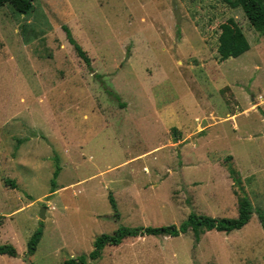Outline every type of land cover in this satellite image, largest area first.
Wrapping results in <instances>:
<instances>
[{"label":"rangeland","instance_id":"1","mask_svg":"<svg viewBox=\"0 0 264 264\" xmlns=\"http://www.w3.org/2000/svg\"><path fill=\"white\" fill-rule=\"evenodd\" d=\"M229 19L251 49L222 62ZM243 195L254 213L240 230L126 238L90 258L95 238L121 225L179 226L193 212L236 218ZM256 209L264 212V34L241 8L222 0L0 8V264L84 255L89 264H264Z\"/></svg>","mask_w":264,"mask_h":264},{"label":"trees","instance_id":"2","mask_svg":"<svg viewBox=\"0 0 264 264\" xmlns=\"http://www.w3.org/2000/svg\"><path fill=\"white\" fill-rule=\"evenodd\" d=\"M36 0H0V8L6 4H10L13 8L21 13L26 14L32 10L33 5ZM225 4L231 8H241L247 17L252 28L258 33L264 34V0H222ZM67 33V37L70 43H72L79 56L87 63H90L89 58L86 56L82 48L75 42L71 36V32L67 27H64ZM251 48L250 43L244 34L242 28L233 20L229 19L226 23L221 25V33L219 36V46L218 54L219 61H226L231 58H237ZM107 93L113 96L115 99L120 100V96L111 90L105 89ZM232 160L229 156L227 161ZM231 177L235 183L241 184V179L234 168L228 167ZM59 175V168L54 172V179ZM238 181V182H237ZM53 187H55V181L52 182ZM52 192H55L53 190ZM110 203L117 214L118 208L113 196L110 195ZM238 215L236 218H213L206 215H198L196 213H190L188 218L184 220L179 226L169 225V226H138V227H128L119 226L112 234H102L95 238L94 250L90 254V258L97 259L101 256L103 249L106 246H118L126 238H136L141 236H169V237H179L181 234H186L190 229L195 227H207L209 229H216L225 233H230L235 230H240L249 224L253 213L254 207L250 199L243 195L238 201ZM256 214L258 215L263 227H264V212L256 209ZM1 221V217H0ZM43 230L42 228L34 232L28 242V254L33 255L37 250V245L42 238ZM3 253L0 247V255ZM88 258L84 256L73 257L64 262V264H89Z\"/></svg>","mask_w":264,"mask_h":264},{"label":"crops","instance_id":"3","mask_svg":"<svg viewBox=\"0 0 264 264\" xmlns=\"http://www.w3.org/2000/svg\"><path fill=\"white\" fill-rule=\"evenodd\" d=\"M250 49H251V48H250ZM247 52H248V51H247ZM247 52H246V53H247ZM244 54H245V53H244ZM244 54H243V55H244ZM241 56H242V55H241ZM241 56H239V57H241ZM239 57H237V58H239ZM228 60H229V59H228ZM226 61H227V60H226ZM224 62H225V61H224ZM205 117H206V116H205ZM208 136H209V134H208ZM183 137H184V138H183V141L188 139V136H183ZM190 137H191V136H190ZM193 137L195 138L196 136H193ZM197 138H198V137H197ZM201 138H202V139H206L207 136H201ZM201 138L199 137L198 139H201ZM232 159H233V157H232Z\"/></svg>","mask_w":264,"mask_h":264},{"label":"water","instance_id":"4","mask_svg":"<svg viewBox=\"0 0 264 264\" xmlns=\"http://www.w3.org/2000/svg\"><path fill=\"white\" fill-rule=\"evenodd\" d=\"M44 212H45V210L43 209L42 212H41V215H40V218L41 219H44L45 218Z\"/></svg>","mask_w":264,"mask_h":264}]
</instances>
